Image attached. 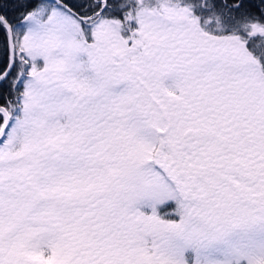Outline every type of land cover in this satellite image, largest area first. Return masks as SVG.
I'll return each mask as SVG.
<instances>
[{"label": "snow or ice", "instance_id": "6c2138e0", "mask_svg": "<svg viewBox=\"0 0 264 264\" xmlns=\"http://www.w3.org/2000/svg\"><path fill=\"white\" fill-rule=\"evenodd\" d=\"M0 264H264V0H0Z\"/></svg>", "mask_w": 264, "mask_h": 264}]
</instances>
